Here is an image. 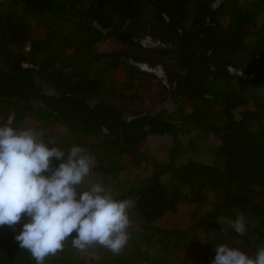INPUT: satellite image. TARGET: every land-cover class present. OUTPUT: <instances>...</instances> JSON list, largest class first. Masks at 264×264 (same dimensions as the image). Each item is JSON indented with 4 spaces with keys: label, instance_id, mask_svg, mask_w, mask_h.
<instances>
[{
    "label": "trees",
    "instance_id": "1",
    "mask_svg": "<svg viewBox=\"0 0 264 264\" xmlns=\"http://www.w3.org/2000/svg\"><path fill=\"white\" fill-rule=\"evenodd\" d=\"M107 41L115 47L101 50ZM139 62L161 65L166 81ZM168 99L171 112L124 114ZM9 122L49 147H84L93 171L113 177L145 159L150 135L195 128L221 139L217 163L191 160L170 182L159 172L131 185L119 255L69 242L45 264H211L225 243L254 254L264 243V0H0V125ZM185 202L205 208L194 226L155 225ZM237 212L248 233L225 236L217 217ZM22 223L0 227V264H36L14 239Z\"/></svg>",
    "mask_w": 264,
    "mask_h": 264
},
{
    "label": "clouds",
    "instance_id": "2",
    "mask_svg": "<svg viewBox=\"0 0 264 264\" xmlns=\"http://www.w3.org/2000/svg\"><path fill=\"white\" fill-rule=\"evenodd\" d=\"M34 128L0 125V227L15 230L14 239L36 264L63 251L70 242L81 254L96 246L119 255L130 239L129 202L102 182H92L95 157L84 147H49ZM59 161L58 166L53 162ZM225 236L248 233L247 217H217ZM75 233V235H73ZM211 264H264V243L254 254L217 244Z\"/></svg>",
    "mask_w": 264,
    "mask_h": 264
},
{
    "label": "rangeland",
    "instance_id": "3",
    "mask_svg": "<svg viewBox=\"0 0 264 264\" xmlns=\"http://www.w3.org/2000/svg\"><path fill=\"white\" fill-rule=\"evenodd\" d=\"M115 42L107 41L100 45L101 50H109L115 47ZM159 77L162 75L161 69H156ZM154 91L159 90L155 84ZM45 91L53 92V89L45 86ZM173 99L163 100L156 104L143 105L139 110L123 108L126 116L135 115L138 112L155 113L160 110L173 111L176 107ZM121 106V105H120ZM248 108H253L254 103H250ZM241 106L235 110L236 117H240L241 112L245 109ZM194 141V142H192ZM194 143L195 145L190 147ZM221 145L220 137L215 133L200 134L198 129H191L187 132H180L177 136L172 135H150L143 144L142 151L145 159L139 164H131L122 171L118 176H104L100 173L93 172L89 178L92 182H102L114 193L124 197L129 202V215L132 213V200L129 197V188L132 184L138 183L141 179L152 177L160 172V180L162 182H170L172 178L171 170L175 166L180 167L188 161H198L206 164L217 163V159L213 154V150ZM196 147V148H194ZM215 198L213 192L208 195V201ZM205 209V208H204ZM198 207L196 203H181L174 212H167L162 218L155 222V225L165 228L186 229L194 226L200 218V214H204L205 210ZM240 247L239 245H236ZM252 254V253H250ZM85 264H92L91 260H87Z\"/></svg>",
    "mask_w": 264,
    "mask_h": 264
},
{
    "label": "flooded vegetation",
    "instance_id": "4",
    "mask_svg": "<svg viewBox=\"0 0 264 264\" xmlns=\"http://www.w3.org/2000/svg\"><path fill=\"white\" fill-rule=\"evenodd\" d=\"M140 67L143 69L150 70L158 75L157 72H155L156 69H161L162 70V75L160 76L164 81H166V75L164 73V70L161 65H156V66H150L148 63H138Z\"/></svg>",
    "mask_w": 264,
    "mask_h": 264
}]
</instances>
